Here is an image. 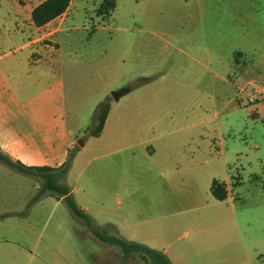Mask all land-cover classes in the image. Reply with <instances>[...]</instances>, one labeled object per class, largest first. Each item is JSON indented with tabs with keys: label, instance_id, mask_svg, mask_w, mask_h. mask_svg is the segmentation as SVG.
<instances>
[{
	"label": "rangeland",
	"instance_id": "374dc122",
	"mask_svg": "<svg viewBox=\"0 0 264 264\" xmlns=\"http://www.w3.org/2000/svg\"><path fill=\"white\" fill-rule=\"evenodd\" d=\"M18 1L28 4L26 15L29 5L40 0ZM212 1L205 9L214 18L206 20L199 17L200 6L194 1L119 0L114 13H101L103 0H73L67 24L74 28L61 36L62 59L79 112L88 116L85 123L90 127L79 139L94 126L100 101L113 90L134 85L130 98L126 93L116 105L119 111L141 96L147 109L162 116V140L177 130L176 141L209 142L216 152L223 151L237 186L234 201L224 205L221 238L228 247L237 220L239 229L233 231L241 247L235 261L220 264H251L257 252L264 253V112L252 104L264 101L259 98L264 87L246 100L244 94L236 97L239 81L223 79V74H239L244 82L249 74L244 67L229 69L227 60L252 24L251 8L243 0L239 14ZM207 39L213 48L210 60ZM44 43L57 46L49 39ZM191 47L200 62L191 59ZM256 78L264 85V75ZM17 175L16 182L9 183L0 171V264H150L141 253L125 256L119 247L99 241L64 201L42 206L34 202L23 212L38 189L33 191L24 178L30 176ZM94 227L116 234L110 226ZM255 264H264V257Z\"/></svg>",
	"mask_w": 264,
	"mask_h": 264
},
{
	"label": "crops",
	"instance_id": "0c3cea01",
	"mask_svg": "<svg viewBox=\"0 0 264 264\" xmlns=\"http://www.w3.org/2000/svg\"><path fill=\"white\" fill-rule=\"evenodd\" d=\"M178 1L197 2L199 17L214 18L205 9L214 3L212 0ZM244 1L251 8L252 24L231 48L227 64L229 69L232 65L244 67L249 74L244 82L239 74L235 78L223 74V79L242 81L236 84V97L244 94V99L251 100L264 87L256 78L264 75V0ZM217 2L239 14L243 6V0ZM118 3L116 0L113 13ZM36 4L29 5L24 15L28 4L0 0V150L26 165L57 167L67 158L69 149L77 146L65 180L76 203L97 227L110 226L128 241L160 250L173 264L235 261L241 247L233 231L239 229L237 220L232 224L228 247L221 238L225 233L224 205L234 201L237 186L231 182L223 151L216 152L209 142L176 141L177 130L167 132L168 137L162 140L166 135L160 128L162 116L147 109L141 96L119 111L116 105L123 95L116 100L108 95L99 102L110 101L103 129L98 136L81 138L83 143L79 145L78 137L90 126L69 87L61 45L62 34L74 28L67 24L73 0L63 14L42 26L31 19ZM47 39L57 46L45 44ZM205 47L210 60V40ZM194 50L191 47L190 57L200 62ZM250 72L260 74L255 77ZM260 100L252 104L263 114L264 101ZM1 163L5 182H16L18 171ZM31 177L24 178L34 191L40 183ZM213 179L225 183L228 195L224 200L211 194ZM49 201L60 204L63 198L46 193L35 204L42 206ZM259 256L264 257V253L257 252L251 264Z\"/></svg>",
	"mask_w": 264,
	"mask_h": 264
},
{
	"label": "trees",
	"instance_id": "16d2710c",
	"mask_svg": "<svg viewBox=\"0 0 264 264\" xmlns=\"http://www.w3.org/2000/svg\"><path fill=\"white\" fill-rule=\"evenodd\" d=\"M70 2L71 0H43L32 8L31 19L36 26L45 25L52 19L63 14L69 7ZM101 7V10L104 11L101 13H110V11L116 7V0H103ZM133 86L129 85L118 90H113L111 92L112 99L116 100L120 98L122 95L131 91ZM113 95L115 97H113ZM109 108V100L97 105V109L93 116L94 126L88 131V135L98 136L101 133ZM76 150L77 146L69 149L67 158L57 167L48 165H26L19 160L9 157L0 150L1 162L23 174L37 177L41 180L38 190L28 201L23 212L27 211L34 202L38 201L46 193L55 194L63 198V201L66 203L71 213L81 220L99 241L119 247L125 256L132 252L141 253L150 261V264H173L167 255L160 250L150 248L141 243L128 241L119 235L109 234L94 227L92 217L76 203L65 180L71 168ZM210 191L218 200H224L228 195L225 183L217 179L212 180ZM1 216L2 215H0V217Z\"/></svg>",
	"mask_w": 264,
	"mask_h": 264
},
{
	"label": "water",
	"instance_id": "95a60500",
	"mask_svg": "<svg viewBox=\"0 0 264 264\" xmlns=\"http://www.w3.org/2000/svg\"><path fill=\"white\" fill-rule=\"evenodd\" d=\"M113 97H115V96L113 95ZM82 143H83L82 139H79V140H78V144H79V145H82Z\"/></svg>",
	"mask_w": 264,
	"mask_h": 264
},
{
	"label": "built area",
	"instance_id": "2783aa9c",
	"mask_svg": "<svg viewBox=\"0 0 264 264\" xmlns=\"http://www.w3.org/2000/svg\"><path fill=\"white\" fill-rule=\"evenodd\" d=\"M262 93H263V95H264V89L262 90Z\"/></svg>",
	"mask_w": 264,
	"mask_h": 264
}]
</instances>
